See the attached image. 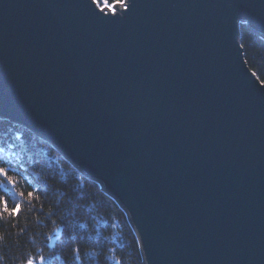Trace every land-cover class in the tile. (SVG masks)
Listing matches in <instances>:
<instances>
[{
	"label": "water",
	"instance_id": "water-1",
	"mask_svg": "<svg viewBox=\"0 0 264 264\" xmlns=\"http://www.w3.org/2000/svg\"><path fill=\"white\" fill-rule=\"evenodd\" d=\"M113 5L0 0V117L117 201L142 264H264V84L238 39L243 18L264 40V0Z\"/></svg>",
	"mask_w": 264,
	"mask_h": 264
},
{
	"label": "trees",
	"instance_id": "trees-1",
	"mask_svg": "<svg viewBox=\"0 0 264 264\" xmlns=\"http://www.w3.org/2000/svg\"><path fill=\"white\" fill-rule=\"evenodd\" d=\"M238 30L245 63L262 82L264 40L242 23ZM16 134L20 139H15ZM8 144L16 145L13 151L20 159L5 154L17 169L9 170L16 185L0 176V201H6L9 209L19 203L21 209L13 216L0 204V264H25L35 254L44 255L47 264H142L125 212L98 183L79 173L32 131L0 118V145ZM28 192L34 196L29 198ZM76 246L81 249L78 253L72 251Z\"/></svg>",
	"mask_w": 264,
	"mask_h": 264
},
{
	"label": "snow or ice",
	"instance_id": "snow-or-ice-1",
	"mask_svg": "<svg viewBox=\"0 0 264 264\" xmlns=\"http://www.w3.org/2000/svg\"><path fill=\"white\" fill-rule=\"evenodd\" d=\"M90 5L94 6V12L96 13V15L101 19V20H107V21H115V20H119L121 19V16L123 14L121 13H116L114 11L116 5H113L111 0H90ZM118 5L123 7L124 12L126 13L128 11H130V9L132 7H134V0H132V2L129 4L128 0H118ZM113 16L116 17V19H113ZM241 23H247V20H244L243 18H241ZM241 48L244 47L243 44L240 45ZM262 84H264V81H262ZM15 139H20V135L16 134ZM16 145L14 144H8L6 147L3 145H0V165L3 164H7L8 167L5 168L3 166H0V176H3L8 184H11L13 187H15L16 185V181L14 179L11 178V176L9 175V170L11 171H16L17 169L15 167H13V165L11 164V161L6 159L5 154L7 152H11L12 156L15 157L17 160L20 159V155L18 152L13 151V148H15ZM20 196L23 197L24 193L21 192ZM27 196L29 198L34 196L33 192H28ZM0 204H3V211L4 212H10L13 216L19 214L20 209H21V205L19 203L15 204V206L12 209H9L7 206V202L6 201H0ZM42 211V209H41ZM52 215H56L55 212L52 213ZM61 220L65 223L66 227H67V220L66 218L62 215L61 216ZM70 239H71V234L69 233ZM47 241L51 240V237H46ZM81 249L79 248V246H76L72 249V251L75 252H79ZM53 255H55L53 253ZM25 264H47V258L44 255H40V254H35L32 256L27 257V259L25 260ZM117 264H122L121 261H117Z\"/></svg>",
	"mask_w": 264,
	"mask_h": 264
},
{
	"label": "rangeland",
	"instance_id": "rangeland-1",
	"mask_svg": "<svg viewBox=\"0 0 264 264\" xmlns=\"http://www.w3.org/2000/svg\"><path fill=\"white\" fill-rule=\"evenodd\" d=\"M117 5H118V2H117ZM119 6V5H118ZM1 118V117H0ZM2 119H6V120H8L7 118H2ZM9 121V120H8ZM10 122H12V123H16V122H13V121H10ZM17 125H20V124H18V123H16ZM22 126V125H21ZM31 131V130H30ZM39 138H40V136L39 135H37ZM46 142H48V141H46ZM49 143V142H48ZM53 148H55L51 143H49ZM65 160H67L65 157H63ZM68 161V160H67ZM69 162V161H68ZM70 163V162H69ZM79 173H81L72 163H70ZM82 174V173H81ZM89 179H91V178H89ZM91 180H93V179H91ZM95 181V180H94ZM96 182V181H95ZM97 183V182H96ZM99 185V184H98ZM99 188H100V186H99ZM102 190V189H101ZM103 191V190H102ZM103 192H105V191H103ZM106 193V192H105ZM106 194H108V193H106Z\"/></svg>",
	"mask_w": 264,
	"mask_h": 264
},
{
	"label": "bare ground",
	"instance_id": "bare-ground-1",
	"mask_svg": "<svg viewBox=\"0 0 264 264\" xmlns=\"http://www.w3.org/2000/svg\"><path fill=\"white\" fill-rule=\"evenodd\" d=\"M107 195H109L111 198H113L110 194H107ZM113 200H114L115 202H117L114 198H113Z\"/></svg>",
	"mask_w": 264,
	"mask_h": 264
}]
</instances>
